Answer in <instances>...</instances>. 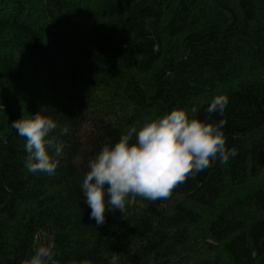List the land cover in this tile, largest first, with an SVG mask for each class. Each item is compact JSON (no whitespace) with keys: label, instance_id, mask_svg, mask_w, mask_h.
<instances>
[{"label":"trees","instance_id":"trees-1","mask_svg":"<svg viewBox=\"0 0 264 264\" xmlns=\"http://www.w3.org/2000/svg\"><path fill=\"white\" fill-rule=\"evenodd\" d=\"M228 98L223 117L205 111ZM226 121L237 155L167 199L89 219L101 147L172 109ZM48 115L53 175L24 168L12 121ZM67 129L66 135H60ZM57 264H264V0H0V264L39 244Z\"/></svg>","mask_w":264,"mask_h":264},{"label":"clouds","instance_id":"clouds-1","mask_svg":"<svg viewBox=\"0 0 264 264\" xmlns=\"http://www.w3.org/2000/svg\"><path fill=\"white\" fill-rule=\"evenodd\" d=\"M228 102L223 94L212 97L205 108L206 120L214 113L223 117ZM196 112V107L190 112L172 109L139 127H130L89 160L80 190L90 209L89 219L97 227L105 222V213L123 214L129 196L167 199L178 184L194 179L217 160L223 165L237 155L235 148L225 147L222 129L226 121L205 122L195 118ZM9 127L25 140L27 172L53 175L62 153V145L51 138L57 123L39 111L12 121ZM66 134L67 129H62L60 135ZM54 249L52 242L39 244L23 264H57Z\"/></svg>","mask_w":264,"mask_h":264}]
</instances>
